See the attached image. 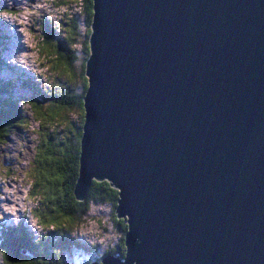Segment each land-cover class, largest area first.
<instances>
[{
    "label": "water",
    "instance_id": "obj_1",
    "mask_svg": "<svg viewBox=\"0 0 264 264\" xmlns=\"http://www.w3.org/2000/svg\"><path fill=\"white\" fill-rule=\"evenodd\" d=\"M77 200L118 191L125 256L264 264V0H92Z\"/></svg>",
    "mask_w": 264,
    "mask_h": 264
},
{
    "label": "rangeland",
    "instance_id": "obj_2",
    "mask_svg": "<svg viewBox=\"0 0 264 264\" xmlns=\"http://www.w3.org/2000/svg\"><path fill=\"white\" fill-rule=\"evenodd\" d=\"M4 4L9 10L14 8L15 12L7 17L0 12V84L8 83L5 85L7 93L0 91V99L15 103L21 117L19 124L0 139V216L8 217L0 222V231L5 225L20 224L19 232L27 237L44 238L48 234L53 242L64 237L60 243L62 263L59 261L58 264H86L124 246L126 228L122 231L117 227L114 208L109 204L91 205L78 224L66 226L59 220L56 224L60 228L49 231L46 229L49 223L42 225L36 217L39 208L33 202L29 182L36 165L35 146L40 138L39 121L42 118L36 115L33 101L47 104L48 101L40 100V97L42 92L52 90H67L77 96L82 92V97L85 94L79 77L69 79L67 65L61 62V70L55 67V56L51 51L56 42L62 41L61 54L71 58L74 70L80 72L81 68L84 73L85 61L90 55L91 27L84 14L81 16V0H0V5ZM72 38L76 44H72ZM35 91L39 98L31 94ZM68 106L74 107L71 103ZM63 115L72 119L77 117L76 112L63 111ZM83 116L80 123H83ZM8 208L13 211L8 212ZM5 221L9 224H4ZM73 245L79 252L75 257L69 252L70 247L74 249ZM44 259L45 263H53L48 257ZM2 261L0 256V264Z\"/></svg>",
    "mask_w": 264,
    "mask_h": 264
},
{
    "label": "trees",
    "instance_id": "obj_3",
    "mask_svg": "<svg viewBox=\"0 0 264 264\" xmlns=\"http://www.w3.org/2000/svg\"><path fill=\"white\" fill-rule=\"evenodd\" d=\"M91 4V0H81L80 12L81 16L84 14L85 21L87 22L88 20L87 25L91 22ZM89 32L90 28H88V34ZM71 42L76 44L75 38H72ZM61 46H64V44L59 40L55 43V49L51 51L55 56V67H60L61 62L67 65L70 68L68 70L71 73V79L76 76L77 78L79 77V82L80 84L82 83L81 88L84 87L82 89L85 92L87 83L85 82L86 77L82 69L80 68V72H78V70L72 68L71 58L61 54ZM84 47L86 49L87 45L85 44ZM66 48L64 49L66 50ZM58 69L61 70L62 68ZM6 84H0V91L3 94L7 93ZM81 93L77 96L72 95L67 90L55 92L52 90L48 93L45 91L42 92L41 97L37 94V98L40 97V100L48 101L47 104L37 101L32 103L35 112H37L36 115L42 118L39 121L40 138L35 146L34 161L36 165L33 167V178L29 182V186L32 189L31 195L35 207L39 208L36 217L46 224L50 222V218L52 224H56L59 220L61 221V213L64 216L71 217L70 221L64 220L62 224L66 226L78 224L91 205L109 204L115 209L118 199L119 189L113 187L106 180H93L83 200H77L75 197L74 186L78 177L80 140L82 136L80 118L83 116V102ZM68 103H71L74 107L68 106ZM18 110L15 103L11 102V100L0 99V116L5 117H0V139L5 138L19 124L21 116ZM63 111L76 112L77 117L75 119L64 117ZM49 156L52 157L51 160L47 159ZM57 174L63 175V181L50 179V177H54ZM113 189H115V193ZM122 221L117 219L116 225L124 231L126 228L125 222L123 221L122 227L118 225ZM48 225L50 226V224ZM19 231V229L15 228L0 237L2 264H58L59 261L62 263L60 254L62 247L60 243L64 237L53 242L51 241V236L45 234L44 238L39 236L33 242L29 236L27 237ZM73 246L74 249L70 247L69 252L75 257V254L79 252H77V247ZM111 254L123 257L125 246L122 248L116 247L115 250L111 251ZM47 257L52 259L53 263H45L44 258ZM101 259L94 258L93 261L91 259L86 264H102Z\"/></svg>",
    "mask_w": 264,
    "mask_h": 264
},
{
    "label": "snow or ice",
    "instance_id": "obj_4",
    "mask_svg": "<svg viewBox=\"0 0 264 264\" xmlns=\"http://www.w3.org/2000/svg\"><path fill=\"white\" fill-rule=\"evenodd\" d=\"M0 12H3V15H4L5 17H7V16H11V15H13V13L15 12V9L13 8L12 10H9L8 5H7V4H4V5H0ZM68 76H69V79H71V73H70V72H68ZM85 82L87 83V78H85ZM47 159L51 160L52 157L49 156V157H47ZM50 179L63 181V175H61V174H57V175L54 176V177H50ZM113 192L115 193V189H113ZM53 198H54V197H53ZM73 198L75 199V197H73ZM60 216H61V221H64V220H68V221H70V220H71V217L64 216L62 213L60 214ZM7 218H8V217H6V216H0V222H2L3 220H5V219H7ZM51 222H52V220H51V218H50V222H49L50 226L47 227L46 229H48L49 231H56L57 229L60 228L59 225H57V224H52ZM40 223H41L42 225L44 224L43 221H41Z\"/></svg>",
    "mask_w": 264,
    "mask_h": 264
},
{
    "label": "flooded vegetation",
    "instance_id": "obj_5",
    "mask_svg": "<svg viewBox=\"0 0 264 264\" xmlns=\"http://www.w3.org/2000/svg\"><path fill=\"white\" fill-rule=\"evenodd\" d=\"M117 220V219H116ZM118 225L120 226V227H122L123 226V221H122V223H118ZM116 253H117V251H115ZM95 264V263H94Z\"/></svg>",
    "mask_w": 264,
    "mask_h": 264
},
{
    "label": "clouds",
    "instance_id": "obj_6",
    "mask_svg": "<svg viewBox=\"0 0 264 264\" xmlns=\"http://www.w3.org/2000/svg\"><path fill=\"white\" fill-rule=\"evenodd\" d=\"M8 212H12L13 211V209H11V208H8V209H6Z\"/></svg>",
    "mask_w": 264,
    "mask_h": 264
},
{
    "label": "bare ground",
    "instance_id": "obj_7",
    "mask_svg": "<svg viewBox=\"0 0 264 264\" xmlns=\"http://www.w3.org/2000/svg\"><path fill=\"white\" fill-rule=\"evenodd\" d=\"M16 36H18L17 33H16ZM4 60H5V59H4ZM124 256H125V254H124ZM124 256H123V257H120V258H124Z\"/></svg>",
    "mask_w": 264,
    "mask_h": 264
}]
</instances>
